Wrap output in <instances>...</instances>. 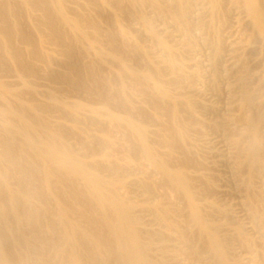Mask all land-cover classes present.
<instances>
[{
  "label": "bare ground",
  "instance_id": "bare-ground-1",
  "mask_svg": "<svg viewBox=\"0 0 264 264\" xmlns=\"http://www.w3.org/2000/svg\"><path fill=\"white\" fill-rule=\"evenodd\" d=\"M70 1H0V130L11 139L10 143L0 137V161L6 163L4 167L0 165V216L5 221L0 226V264H36L31 260L33 256L46 264H167L148 259L146 246L165 239L157 240L139 231L135 217L138 206L166 224L181 241V249L172 256L176 260L190 261L195 256L193 241L187 236L191 223L205 237L202 250L210 252L218 264H231L192 201L188 173L197 166L185 153L181 121L184 117L193 127V116L201 107L185 101L182 115L161 81L141 71L158 50L170 56L169 84L177 89L193 87L201 72L193 69V74L186 73V56L179 57L156 32L154 19L145 10L153 8L163 21L183 32L188 54L196 46L191 33L203 28L189 11L201 0H172L168 5L161 0H79L80 10L71 9ZM224 1L211 0L210 29ZM240 1L253 28L264 37L262 0ZM221 17L219 27L224 29L227 19L225 15ZM133 24L147 33L153 49L143 50L132 40L129 28ZM214 35L211 48L215 75L207 79L206 85L218 94L217 74L224 48L219 33ZM44 45L50 46L51 52H43ZM89 51L94 52L96 66L85 62ZM40 65L47 69L45 77L51 85L45 95L35 85ZM14 75L19 77L20 91L9 82ZM126 80L142 99L144 108L157 116L159 141L169 157L161 158L152 147L147 130L151 117L145 109L139 113L140 124L128 118ZM146 83L151 84L157 98L149 95ZM81 95L89 96L90 104L69 100ZM249 104L250 96L243 93L240 113L235 118L243 126L240 135L250 140L247 149L236 151L245 159L248 188L260 160L262 134L259 125L251 127L245 117ZM83 110L90 113L92 126L103 125L104 118V130L109 134L121 123L126 125L137 145L131 144L129 138L124 140L129 159L123 167L101 163L102 143L90 146L79 142L85 158L72 152L69 143L76 140V114ZM54 116L71 126L52 125L49 118ZM215 127L231 138L237 135L225 121H218ZM145 167L162 173L164 179L158 183L150 173L145 174L147 182L140 188L144 200L139 205L126 199L131 184L128 171L139 169L144 173ZM241 174L235 169L236 178ZM155 189L160 193L156 200ZM262 195L261 192L259 197ZM257 202L256 197L248 196L255 219L260 216ZM52 208L57 212L56 223L47 214ZM71 217L76 224L70 222ZM242 243L250 246L245 236Z\"/></svg>",
  "mask_w": 264,
  "mask_h": 264
},
{
  "label": "rangeland",
  "instance_id": "rangeland-1",
  "mask_svg": "<svg viewBox=\"0 0 264 264\" xmlns=\"http://www.w3.org/2000/svg\"><path fill=\"white\" fill-rule=\"evenodd\" d=\"M161 1L164 5H168L172 0ZM262 2L264 4V0ZM68 6L71 9L80 10L81 4L79 0H71ZM145 12L154 19L156 32L169 42L174 52L181 58L186 56V73L190 75L196 70L202 74L194 82V88L177 89L172 87L169 84L172 78L169 68L170 56L158 50H156V55L151 62L141 68V71H145L154 79L161 81L171 93L176 107L182 115H185V101L195 102L201 107L200 111L193 116V127L188 125L184 117L181 121V132L185 136V153L197 166L188 173L191 182L192 201L200 208L203 219L212 228L229 255L231 264H259L260 261H264V37L253 28L240 0H225L216 15L214 28L210 29L207 25L210 21L211 0H201L191 6L189 12L191 18L198 21L203 28L196 29L191 33V39L196 46L187 54L186 48L183 46V32L175 24L163 21L153 8L148 7ZM222 15H225L227 19L224 29L219 27ZM129 31L132 40L139 43L143 50L149 51L154 48L151 39L140 26L133 24ZM217 32L224 48L220 70L217 74L218 94L206 85L207 79L215 75L212 68L214 52L211 47H213L214 34ZM51 49L48 45L43 46V52L49 53ZM93 53V51L87 53L85 62L96 66ZM54 68L58 69L57 66ZM46 72L47 69L40 65V77L35 85L42 95H45L51 88L45 77ZM227 76H230L231 79ZM9 82L14 89L20 91V81L17 75L11 76ZM126 86L125 97L129 102L127 107L128 118L134 123L140 124L139 113L145 109L142 99L128 80H126ZM145 86L149 95L157 98L151 84L146 83ZM243 93L250 96V104L245 117L251 127L259 125L262 133L260 160L255 165L249 188L245 185L246 175L243 165L245 159L243 156L236 155L237 148L244 150L250 144L247 136L240 135L243 129L242 124L235 120L240 113ZM69 100H77L85 105L92 101L87 95L70 97ZM145 110L148 117H151L150 123L147 124L149 141L161 158H167L170 154L160 144L161 128L157 122V116L152 110ZM103 120L101 121L103 125L92 126L90 124L91 115L88 111L83 110L77 113L76 140L69 143L70 148L72 152L85 158L79 142H85L90 146L102 143L105 146L99 157L101 163L104 166L114 164L123 167L129 159L124 140L129 138L133 145H137V142L124 123L118 125L113 133L109 134L104 130L105 120ZM221 120L225 121L229 130L237 135L231 138L227 133L217 130L215 124ZM49 122L52 125L62 123L66 127L71 126L65 120L58 119L57 116L49 118ZM0 137L11 143V139L1 130ZM2 162L0 161V165L4 167L6 163ZM86 162H90V160H86ZM169 169L171 168L169 167ZM235 169L241 170L242 179L236 178ZM145 171L144 173L139 169L128 171L131 184L127 190L126 199L135 201L139 205L144 200L140 188L147 182L145 174L150 173L153 180L158 183L164 179L162 173L153 172L147 167H145ZM261 192L263 195L259 197ZM159 194V191L155 189L154 200L158 198ZM248 196L256 197L258 200L260 214L258 219H255L252 214L248 204ZM180 204H183L182 201ZM47 214L53 218L55 223L57 222V212L54 208L50 209ZM135 217L138 220L137 228L141 233L144 235L152 234L157 240L165 239L146 246L147 257L150 261L167 264H218L210 252L202 250L201 245L205 237L193 224L190 223L187 236L193 241L195 256L190 261L180 258L176 260L172 256L179 252L182 243L173 235L168 226L156 220L141 206L137 207ZM4 222V218L0 216V226H3ZM70 222L76 224V220L72 217ZM242 236L250 240V246L243 245ZM18 241L22 243L23 238L18 239ZM143 244H147L146 240L143 241ZM31 260L36 264H46L44 260L35 256Z\"/></svg>",
  "mask_w": 264,
  "mask_h": 264
}]
</instances>
